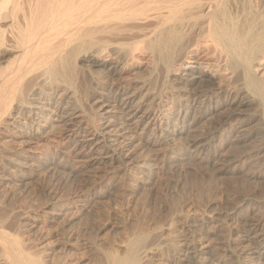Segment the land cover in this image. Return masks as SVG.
Wrapping results in <instances>:
<instances>
[{
  "label": "bare ground",
  "instance_id": "6f19581e",
  "mask_svg": "<svg viewBox=\"0 0 264 264\" xmlns=\"http://www.w3.org/2000/svg\"><path fill=\"white\" fill-rule=\"evenodd\" d=\"M87 94L95 114L83 105ZM253 120L264 132V0H0V129L10 135L0 133V162L16 172L58 165L26 154L53 144L60 161L73 151L98 170L140 166L148 183L159 161L209 163L224 146L240 149ZM16 139L24 160L8 147ZM187 214L169 216L181 234L167 242L168 264H264L262 214L229 242L255 246L227 255L199 248L207 227ZM1 216L0 264H48ZM135 232L125 256L107 251V264H146L163 246Z\"/></svg>",
  "mask_w": 264,
  "mask_h": 264
},
{
  "label": "rangeland",
  "instance_id": "374dc122",
  "mask_svg": "<svg viewBox=\"0 0 264 264\" xmlns=\"http://www.w3.org/2000/svg\"><path fill=\"white\" fill-rule=\"evenodd\" d=\"M92 96L87 94L83 105L95 114ZM248 109L243 116L251 115L253 110ZM208 125L207 122L203 126ZM258 126L255 120L247 122L243 128L252 131V134L240 143V149L224 146L212 162H185L177 158L173 162L159 161L158 165L151 167L152 175L148 183H145L148 180L146 171L140 166L127 168L126 172L122 168L121 171L115 169L116 172L103 168L98 170L84 164L86 162L81 161L73 151L65 152L64 164L59 160L61 152L53 144L43 149L31 146L26 151L16 139V143H8V147L14 150L12 157L24 160L16 154L23 149L22 153L26 151V154L38 159L44 156L55 159L58 165L45 170L33 166L30 172L27 168L23 174L16 172L13 164L4 160L0 162V204H3L0 209L4 208L0 214L13 215L9 214L11 217L4 221L3 228L13 234L19 233L17 238L23 241V246L40 254L48 264H107V251L116 256L117 253L121 256L127 254L135 229V234L144 230L150 237H156L148 240L152 242V247L157 241L165 244L174 239L176 241L180 239L181 229L167 226L169 216L175 212L188 213L205 222L208 236L206 234L205 242L199 244L200 249L210 243L216 253L225 250L223 253L229 254L232 250H240V245L253 247V243L245 241L239 245L229 242L243 234V228L254 222V218L258 219L261 214L264 216V132ZM4 128L0 129V133L6 134H1L3 139L10 138ZM255 149H259L258 153H254ZM144 153L138 150L134 157L140 158ZM239 155H243L242 161H234V157ZM162 236L166 239L161 240ZM164 243L161 250L150 249L148 257H152L146 259V264H168L173 254L170 243L168 246Z\"/></svg>",
  "mask_w": 264,
  "mask_h": 264
}]
</instances>
